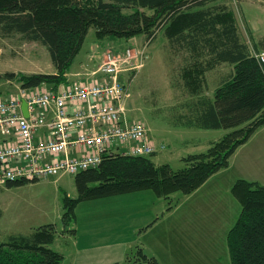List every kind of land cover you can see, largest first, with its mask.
I'll list each match as a JSON object with an SVG mask.
<instances>
[{
	"label": "trees",
	"instance_id": "16d2710c",
	"mask_svg": "<svg viewBox=\"0 0 264 264\" xmlns=\"http://www.w3.org/2000/svg\"><path fill=\"white\" fill-rule=\"evenodd\" d=\"M216 0H0V33L20 34L39 42L49 54L53 73H0V82L32 88L42 83L66 82V74L82 48L90 28L98 40L128 39L145 35L152 41L163 31L172 51L185 53L180 68V88L186 99L179 124L200 129L227 130L200 154L182 158L184 166L173 170L156 165L149 156L104 155L94 169L74 176L76 197H62V226L75 218V207L86 200L152 190L165 199L187 196L212 174L229 165L235 150L264 126V63L254 55L256 47L240 41L231 10ZM220 64L232 66L214 89L205 94L206 74ZM37 181L5 182L7 188ZM231 194L241 206L229 229L226 243L230 264H264V185L237 180ZM73 232L74 229L65 230ZM57 235L54 224L11 234L0 241V264H61L63 255L50 246ZM145 264H158L141 251Z\"/></svg>",
	"mask_w": 264,
	"mask_h": 264
},
{
	"label": "rangeland",
	"instance_id": "374dc122",
	"mask_svg": "<svg viewBox=\"0 0 264 264\" xmlns=\"http://www.w3.org/2000/svg\"><path fill=\"white\" fill-rule=\"evenodd\" d=\"M144 44H146L144 51L147 58L130 86L127 116L130 120L140 121L146 125L149 141L164 145L161 149L159 144L154 143L157 148L150 160L156 165L168 164L173 170H178L184 166L183 157L204 153L210 143L218 140L228 131L188 128L178 123V115L185 112L181 104L187 98L180 88V68L184 64L185 53L180 50L172 51L163 31H158L155 38L149 42L145 35L128 39L105 37L98 40L94 36V30L90 28L68 73L83 74L95 70L107 50L120 52L127 47L134 48ZM231 69V65L220 64L207 73L205 92L207 96L213 97L214 89L221 78ZM6 71L50 74L54 69L46 48L39 42L27 41L20 34L4 36L0 33V73ZM79 78L81 77L71 75L69 81L71 83ZM18 86L15 82H0V95L13 94ZM256 132L253 137L251 136L248 144L243 148L238 147L230 156L229 160L234 157L228 173L223 174V178L217 172L214 173L216 176L210 178L211 182L193 198L175 192L171 200L172 205L175 204L173 208L179 204L177 212L164 216V223H157L140 234L139 240L147 248L157 250L161 257L163 255L159 247L178 245L179 252L176 251L174 254L176 257L173 260L164 259L165 264L167 262L168 264H230L226 237L228 230L239 216L241 206L231 194V189L227 190L226 187L224 191V187H219V184L226 177L234 178L235 181L242 176L250 178L248 179L250 181L257 180L258 183L264 184V128ZM233 185L232 183L229 188ZM215 189L221 190H216L210 200L209 197L202 196L205 190ZM141 193L139 195L149 193L156 196L152 190ZM64 194L71 198L76 197L73 176L47 177L22 185L20 188L10 189L4 182H0V241L6 240L7 234H28L32 229L46 224H54L57 234L64 232L70 234L65 230L76 227L78 232L75 238L87 240L85 234L90 232V228L94 230L100 228L101 222L96 225L98 220L108 219L115 213H111L114 205L108 200L110 197L86 200L78 204L79 215L75 220L76 223L72 220L62 226L60 216ZM117 199H126V197ZM131 201L132 199L125 200L126 212L123 213V222L133 219V214L139 212L138 209H133L134 204ZM109 238L116 242L118 240L125 242L133 237L130 235V230H126L120 237ZM71 240L72 238L69 242ZM63 244L66 242L58 239L50 247L53 250H63L62 263L68 264L72 251L69 248L65 249ZM133 252L132 257L137 258L139 255ZM126 254L128 255L129 252Z\"/></svg>",
	"mask_w": 264,
	"mask_h": 264
},
{
	"label": "built area",
	"instance_id": "2783aa9c",
	"mask_svg": "<svg viewBox=\"0 0 264 264\" xmlns=\"http://www.w3.org/2000/svg\"><path fill=\"white\" fill-rule=\"evenodd\" d=\"M145 47L107 50L95 70L71 83L18 84L15 93L0 95V182L74 177L104 155L155 153L146 125L127 116ZM254 56L264 63V52Z\"/></svg>",
	"mask_w": 264,
	"mask_h": 264
},
{
	"label": "crops",
	"instance_id": "0c3cea01",
	"mask_svg": "<svg viewBox=\"0 0 264 264\" xmlns=\"http://www.w3.org/2000/svg\"><path fill=\"white\" fill-rule=\"evenodd\" d=\"M215 5L225 6L227 9L231 10L237 27V33L241 42L251 44L256 47L255 53L264 52V0H216L213 2ZM241 20V21H240ZM211 72V71H210ZM209 73V72H208ZM77 73L73 74H66V81H69L70 76L77 77ZM207 75V74H206ZM75 81V80H74ZM73 81V82H74ZM261 128H264L261 127ZM258 129L259 130L261 129ZM257 133V132H256ZM255 133V134H256ZM254 134V135H255ZM252 135V137L254 136ZM243 144L239 148H243L251 138ZM153 142V141H152ZM155 144H159L164 147V145L160 142H154ZM234 156H232L233 158ZM229 160V165L224 170L217 172L220 177H224L223 174H227L229 168L231 166V160ZM216 176L213 174L210 176L197 190H195L190 195H187L188 198L196 196L203 188L211 182V177ZM247 180L248 182H253V180H248L250 178L246 176H242V178H238L234 181V178H224L221 180L219 187H224V191L227 187V190H230L232 183L234 184L237 180ZM234 181V182H233ZM257 183L258 181L255 180ZM254 181V182H255ZM226 182V183H225ZM260 184V183H259ZM264 185V184H261ZM20 188V186L18 187ZM229 188V189H228ZM10 189V188H8ZM216 190H205L204 191V198L209 197L208 200L213 197V193ZM144 191H138L137 193H128L116 196H110L108 200L112 202L114 205L112 207L111 213L114 215L109 217L108 219L98 220L96 225L100 222V228L98 229H89V233L85 234L87 236V240L85 239H77L75 238L76 233L78 232L76 227L74 228L73 232L67 234L66 232L62 234H57L54 241L51 245H53L58 239H62L66 244H63V247L69 248L72 251L70 256V262L68 264H145L141 260V253L137 251L138 248H141V251L147 257L154 258L158 264H165L164 259H171L173 260L176 256L174 255L176 251H178V245H164L159 247L161 250V254L157 253V250L147 248L139 239L141 236L140 234L147 229L152 228L157 223H164V216H170L171 214H175L179 208V204L176 207H172L170 210H167L168 203L165 199L161 197H157L151 195L149 193H143ZM68 196V195H67ZM132 196V197H131ZM126 199H117V198H125ZM130 199H128V198ZM106 198V197H105ZM187 198V199H188ZM131 203L134 204L133 209H138L139 212L137 214H133V219H127L126 222H123L124 214L126 212V203L125 200H131ZM201 200V199H199ZM114 202V203H113ZM79 204V203H78ZM75 207V220L79 215V207ZM175 205V204H174ZM76 223V222H75ZM129 223V224H128ZM235 223V222H234ZM107 225V227H106ZM109 225L111 227L109 228ZM126 230H130V235L133 237L130 238L128 241L118 242L113 241L109 237H120L121 233H125ZM229 231V230H228ZM13 234V233H12ZM11 234H7L8 237ZM62 236V237H60ZM72 236V237H71ZM70 238H72L69 242ZM74 238V239H73ZM82 241H86L85 243ZM81 244V248L79 245ZM66 245V246H65ZM60 249V248H59ZM63 255V250H55ZM136 252L139 256L137 258H133L132 254ZM129 252L127 255L126 253ZM179 252V251H178ZM80 253V255H79ZM192 255H190L191 257ZM61 264H63L61 262ZM168 264V262H167ZM193 264V263H190Z\"/></svg>",
	"mask_w": 264,
	"mask_h": 264
}]
</instances>
